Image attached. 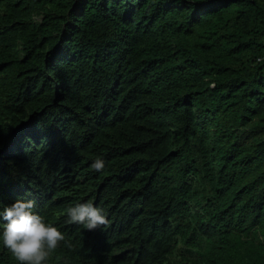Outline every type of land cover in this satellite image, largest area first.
I'll return each instance as SVG.
<instances>
[{
  "label": "trees",
  "instance_id": "1",
  "mask_svg": "<svg viewBox=\"0 0 264 264\" xmlns=\"http://www.w3.org/2000/svg\"><path fill=\"white\" fill-rule=\"evenodd\" d=\"M17 200L65 235L47 264H264V0H0ZM88 201L106 230L68 223Z\"/></svg>",
  "mask_w": 264,
  "mask_h": 264
},
{
  "label": "clouds",
  "instance_id": "2",
  "mask_svg": "<svg viewBox=\"0 0 264 264\" xmlns=\"http://www.w3.org/2000/svg\"><path fill=\"white\" fill-rule=\"evenodd\" d=\"M91 167L100 172L105 163L96 159ZM33 201L17 200L0 209V221L3 230L0 243L9 250L18 264H47L51 254L65 241V235L59 228L45 222L44 218L33 211ZM68 223H76L92 231L109 224L103 209L96 207L91 201L77 203L67 209Z\"/></svg>",
  "mask_w": 264,
  "mask_h": 264
}]
</instances>
